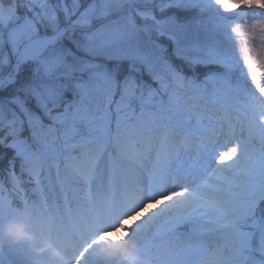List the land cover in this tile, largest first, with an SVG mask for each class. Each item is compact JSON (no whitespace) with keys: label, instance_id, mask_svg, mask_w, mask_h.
<instances>
[{"label":"snow or ice","instance_id":"6c2138e0","mask_svg":"<svg viewBox=\"0 0 264 264\" xmlns=\"http://www.w3.org/2000/svg\"><path fill=\"white\" fill-rule=\"evenodd\" d=\"M0 264H264V0H0Z\"/></svg>","mask_w":264,"mask_h":264},{"label":"rangeland","instance_id":"374dc122","mask_svg":"<svg viewBox=\"0 0 264 264\" xmlns=\"http://www.w3.org/2000/svg\"><path fill=\"white\" fill-rule=\"evenodd\" d=\"M145 212H147V210H145ZM141 215H144V213H141ZM138 217L139 216H133L130 219L124 220L123 225H116L115 228H109L107 230L108 238L112 240H116V239L122 238L125 235H127L130 229V224L135 225L138 222V219H139Z\"/></svg>","mask_w":264,"mask_h":264},{"label":"trees","instance_id":"16d2710c","mask_svg":"<svg viewBox=\"0 0 264 264\" xmlns=\"http://www.w3.org/2000/svg\"><path fill=\"white\" fill-rule=\"evenodd\" d=\"M142 216V215H141ZM139 219H140V217H138ZM139 219H138V222H139ZM133 227H134V225H133ZM131 229V228H130Z\"/></svg>","mask_w":264,"mask_h":264}]
</instances>
